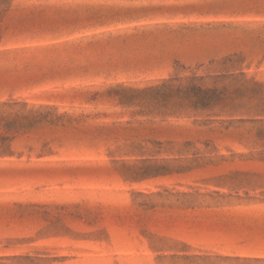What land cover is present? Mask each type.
Instances as JSON below:
<instances>
[{"label": "rangeland", "instance_id": "rangeland-1", "mask_svg": "<svg viewBox=\"0 0 264 264\" xmlns=\"http://www.w3.org/2000/svg\"><path fill=\"white\" fill-rule=\"evenodd\" d=\"M0 118V264H264V0H0Z\"/></svg>", "mask_w": 264, "mask_h": 264}, {"label": "trees", "instance_id": "trees-1", "mask_svg": "<svg viewBox=\"0 0 264 264\" xmlns=\"http://www.w3.org/2000/svg\"><path fill=\"white\" fill-rule=\"evenodd\" d=\"M168 87H170V86H162V88H159V90H156V89H154V90H156V91H164V89H167ZM0 120L2 121V119L0 118ZM3 141V137H0V142H2Z\"/></svg>", "mask_w": 264, "mask_h": 264}]
</instances>
